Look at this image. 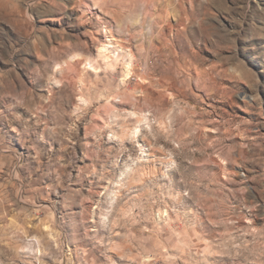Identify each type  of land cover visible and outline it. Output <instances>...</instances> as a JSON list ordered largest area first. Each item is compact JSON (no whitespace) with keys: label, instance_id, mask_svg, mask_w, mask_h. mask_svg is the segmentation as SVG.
<instances>
[{"label":"rangeland","instance_id":"374dc122","mask_svg":"<svg viewBox=\"0 0 264 264\" xmlns=\"http://www.w3.org/2000/svg\"><path fill=\"white\" fill-rule=\"evenodd\" d=\"M0 264H264V0H0Z\"/></svg>","mask_w":264,"mask_h":264}]
</instances>
